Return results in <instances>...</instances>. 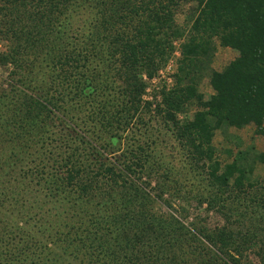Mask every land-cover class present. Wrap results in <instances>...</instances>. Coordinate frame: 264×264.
Here are the masks:
<instances>
[{
	"label": "trees",
	"instance_id": "trees-1",
	"mask_svg": "<svg viewBox=\"0 0 264 264\" xmlns=\"http://www.w3.org/2000/svg\"><path fill=\"white\" fill-rule=\"evenodd\" d=\"M4 1L10 6V22H6L14 45L0 56V64L12 65L11 74H19L15 93L4 97L10 99L12 110L3 130L12 149L19 151H7L5 164L16 166L28 154L37 153L41 158L34 176H46L47 189L64 194L60 211L50 215L63 221L53 220L51 229L57 237L42 264H59L69 258L77 264H175L178 258L182 264H227L226 257L239 264L242 253L257 241V255L264 264V239L258 236L264 232L263 226L246 237L228 227L236 208L230 206L226 214L223 212L231 192L250 197V190L260 180L264 183V178H254L256 164H264V151L251 146L232 155L228 150L231 161L222 163L212 144L215 132L229 127L241 129L253 124L255 133L264 136V0H94V8L101 14L94 18L93 32L100 36L95 42L105 44L101 51L114 70L110 78L102 80L97 78L102 74L92 72L89 58L83 59L75 48L68 50L66 43L63 46L60 42V16L76 0ZM187 4L190 11L179 25L175 16ZM4 11L0 4V16L6 14ZM180 39L175 84L163 94L155 113L171 124L179 141L191 149V162L208 169L211 203L218 204L227 222L213 230L193 223L190 230L173 214L154 209V201L163 200L161 192L173 189V185L167 182V170L165 180L161 176L162 181L150 187L155 168L141 143L109 161L110 154L120 151L105 154L108 151H96L86 140L94 151L70 147L71 151H62L63 155H51L53 164L60 162L55 173L49 174L41 165L46 162L45 155L51 158L49 153L25 151L67 101L89 106L92 121L102 126L112 144L130 121H142L140 113L149 109L150 102L141 107L145 88L141 74L151 78L166 62L172 43ZM216 43L237 52L220 71L212 68ZM95 57L97 53L92 55ZM39 75L46 76L44 85L34 90L30 84L43 81ZM204 78L213 90L208 98L198 89ZM117 80L122 84L115 89ZM9 86L11 91L13 82ZM191 103L197 107L192 119L179 121L177 113ZM143 176L146 181H142ZM154 188L160 189L156 196L151 192ZM253 198L251 203L264 208L261 196ZM164 204L173 210L170 202ZM259 213L258 218H264ZM47 223L45 226L51 227ZM189 255L195 257L194 262L184 263L183 258ZM28 264L41 263L32 259Z\"/></svg>",
	"mask_w": 264,
	"mask_h": 264
},
{
	"label": "rangeland",
	"instance_id": "rangeland-1",
	"mask_svg": "<svg viewBox=\"0 0 264 264\" xmlns=\"http://www.w3.org/2000/svg\"><path fill=\"white\" fill-rule=\"evenodd\" d=\"M0 4L2 8H6V11L10 7L4 0ZM190 8L191 5L188 4L179 8L175 16V20L179 25L184 23ZM100 15L99 10L94 8V0H76L60 16L63 27L60 25L61 33L59 35H63L60 42H62L63 46L66 43L68 50L75 48V53L80 52L81 56L84 55L83 59L89 58V66L91 67L92 65V70L94 69L92 72L102 74L97 77L102 80L112 75L114 70L110 64H106V56L101 51L105 48V44H96L95 42L100 36H96L93 32L94 18L97 17V20ZM6 21L10 22L8 11L0 16V56L8 53L11 45H14L12 34L8 31L9 24ZM181 40H176L172 43L173 50L166 62L151 78L145 73L141 74V79L145 84L141 95V107L146 102H150L149 109H143L140 113L142 121L139 118H135L130 121L128 127L123 126V130L119 132L120 138L111 140L112 144H110L108 134L103 132L102 126H99L98 122L92 121L89 106L76 105L67 101L65 108L59 113L54 112L50 123L40 131L42 134L39 133L36 137L37 140L31 141L30 147L25 151H31V153L33 151H45V154L49 153L51 158L48 159L45 155L46 162H41L46 173L49 174L50 172L55 173L56 165L60 162L59 159L57 164H53L52 159H55L54 157L59 156V154L63 155L62 151H71L70 147H74L77 151H94L88 147L86 140L96 148V151H108L105 154H109V151H120L110 154L109 161L114 156L120 158L121 151H130L137 147V143H141L145 151L151 155L149 164L151 165L152 163V167L155 168L151 175L152 182L150 187H154L157 181L161 182V176L164 178L167 170L170 171L167 182L173 185L171 186L173 189L161 192L163 200H161V203L159 200H155L154 209L162 214H173L190 230L192 223L213 230L214 228L227 225V222L226 216L220 211L218 204L211 203L213 188L207 176L208 169L202 166L201 163L197 165L195 162H191L188 154L191 149L185 145L183 146L171 124H167L160 115L155 113V108L162 101L163 94L169 92L175 84L174 75L176 71L168 73L164 68L170 59H174L177 66V60L180 57ZM101 42H107V40L101 38ZM94 53H97L98 57L92 58ZM236 56L237 52L235 50L221 47L216 43L212 68L220 71ZM104 66L105 68L103 69ZM12 69L10 64H0V98L2 97L1 100L3 101L0 102V264H15L17 261L18 263L28 264L32 259H37L42 264L45 262L48 249L56 241L57 235L54 234V229H51L53 220L57 218L63 221L60 216L52 218L50 215L60 211L64 194L60 193L57 195V191L51 192L47 189L44 182L46 176L44 178L38 174L34 176V168L38 164L39 158L37 153L28 154L16 166L5 164V153L7 151H19V148L12 149L13 145L10 146L11 140L9 136L3 135L4 121H8L7 115L12 110L8 106L10 105V99L5 100L4 97L15 93L16 77H19V74H11ZM43 69H46L45 66ZM46 71L47 69L45 73ZM45 77L44 75L41 78V75H39L38 78L43 81L37 79L38 82L33 81L31 78L33 82H31L30 86L34 87V90H38V87L44 85ZM11 82H13L14 86L10 91L9 85ZM121 84L120 80L115 81V89L117 88L116 86ZM198 89L205 98H208L213 93L206 78L199 83ZM108 97L111 98V94ZM5 103H7V106ZM196 110L197 107L194 103L187 104L182 111L177 113V118L181 122L191 120ZM9 126L10 130H12V123ZM69 133H71V140L69 139ZM212 144L217 151L216 157H219L220 161L224 163L231 161V157L227 153L228 150H231L232 155H235L237 151H246L251 146L255 148V151H264V136L255 133L253 124L241 129L229 127L224 131L217 130L212 139ZM108 145L111 146L109 147ZM51 155L54 157L52 158ZM19 165H22L23 168L20 169ZM59 175L60 172L56 177ZM254 178H264V164H256ZM142 181H146V176H143ZM173 182H176L177 185L174 186ZM261 186H264L262 180L250 190V195L252 196H249L251 198L247 196L243 198L244 195L238 192H231L230 196L226 198L228 206L224 207L223 212L226 214L230 206L236 208L235 216L230 219L228 227L240 230L245 233L246 237L250 232L254 231L257 233V230L260 231L257 228L259 225L264 228V218H258L259 212H262L264 217V208L250 201V199H255L253 197L256 196H261L264 199V189ZM69 189L67 188V192ZM159 190L158 188L151 190L152 195L156 196V194L160 193ZM204 197L207 199L206 201ZM200 200H204V202ZM166 201L171 203L173 210L165 206L164 203ZM47 222H49L51 227L45 226L48 224ZM261 233H258V236L264 239V232ZM205 245L212 248L206 242ZM259 245L260 243L257 241L256 245H252L250 250L243 252V255L239 257V264H260L261 261L257 255ZM53 255L56 257L55 253ZM187 258H183L184 263L188 262V260L189 262L191 260L194 262V256L189 255ZM226 258L228 259L226 260L227 264H237L228 257ZM69 260L65 259L59 264H64L65 262H68L67 264H77L76 260L73 262ZM175 264H182L181 258H178Z\"/></svg>",
	"mask_w": 264,
	"mask_h": 264
},
{
	"label": "built area",
	"instance_id": "built-area-1",
	"mask_svg": "<svg viewBox=\"0 0 264 264\" xmlns=\"http://www.w3.org/2000/svg\"><path fill=\"white\" fill-rule=\"evenodd\" d=\"M176 68H177V66H176V62H175V60L174 59H170L167 63H166V66H165V70H167L168 71V73L170 72V73H173V72H175L176 71ZM169 79H170V76H169Z\"/></svg>",
	"mask_w": 264,
	"mask_h": 264
}]
</instances>
